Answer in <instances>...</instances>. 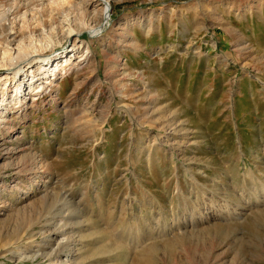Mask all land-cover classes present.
Masks as SVG:
<instances>
[{
  "label": "rangeland",
  "instance_id": "374dc122",
  "mask_svg": "<svg viewBox=\"0 0 264 264\" xmlns=\"http://www.w3.org/2000/svg\"><path fill=\"white\" fill-rule=\"evenodd\" d=\"M58 1L0 0V60L88 56L1 80L0 264H264V0Z\"/></svg>",
  "mask_w": 264,
  "mask_h": 264
},
{
  "label": "bare ground",
  "instance_id": "6f19581e",
  "mask_svg": "<svg viewBox=\"0 0 264 264\" xmlns=\"http://www.w3.org/2000/svg\"><path fill=\"white\" fill-rule=\"evenodd\" d=\"M68 0H59L58 2L60 4H67ZM94 1H97L99 3L102 4V9L100 10V12L98 14H100V17L102 18V21H104L106 24H108L110 18H111V8H110V3L108 2V0H94ZM87 13V12H86ZM83 12V18H80L79 19V26L82 30H85L83 32H86L87 35H89L90 39L93 40L94 38H97L99 36V33L101 31V26L96 24L95 23V20L97 18V15L95 16H92L91 17V23L93 24V26L91 25H87L84 21V14H86ZM89 18V17H88ZM65 19V18H64ZM90 19V18H89ZM99 20V19H98ZM88 22V21H87ZM69 25V24H68ZM63 27V26H62ZM73 27V26H72ZM107 27V26H106ZM64 29V28H63ZM105 29V28H104ZM78 31V34L82 31ZM74 31L70 28V27H67V30L65 32V39L67 42H69L71 39H73V41L77 38V33L74 35L73 34ZM55 36V35H54ZM57 37V36H56ZM99 38V37H98ZM55 40V41H54ZM48 44H50V47H54L55 45H57L59 43V40L55 39L54 37L52 38H49L48 39ZM72 42V41H71ZM75 44H73V47L70 49V52L68 50L66 51H63V54L66 53V55L64 57H61V60L64 59V63L60 64L57 59L56 60H52L53 58H55V56H52L50 58L48 57H40V56H37V55H31L29 52H22V53H19L15 58L14 56H12L11 53L8 52V50H6L4 53H3V59L0 60V61H3L0 63V68L1 67H5L7 66L8 68L6 69L7 72H6V75L4 76H0V86H1V80L3 78L7 79V77L9 78V75L13 76L14 78V81H15V84L18 86L17 87V91H16V94L17 96L16 97H19L18 100L20 98H22L23 96L20 94L22 93V91H24V89L27 87H31L33 88L37 82L33 81V77L31 78V76L29 75L34 73L33 71L35 70H32V68L30 67L31 65L33 64H36L38 65L37 69L39 74L36 76L37 78L39 76H52V77H56L58 75V73L63 70L67 65H70L71 62H72V59L74 58V56L78 55L77 58H80L82 60H86L88 56H86V58H84L85 56V52L82 51L84 48H83V45H77L78 42L77 41H74ZM88 45V44H87ZM70 46H68L67 49H69ZM88 46H87V49L88 50ZM10 51V50H9ZM21 52V51H20ZM87 53V51H86ZM31 55V56H30ZM92 57V56H91ZM52 58V59H51ZM19 59H24L23 61L24 62H19ZM60 59V58H59ZM74 60V59H73ZM53 61V62H52ZM57 61V62H56ZM54 63H57L56 65H54ZM34 68V67H33ZM26 70V71H25ZM29 70H32L30 71L28 74H26L27 71ZM12 78V77H11ZM41 77H39L40 79ZM45 82L41 83L39 86L36 87V93H39L40 91H42V89H44L43 87V84L44 85H51L52 84V81H51V78H46L44 79ZM3 81V80H2ZM35 82V83H34ZM5 99L1 100L0 101V107L4 105V107L7 108V106H5ZM2 119V118H1ZM3 123V122H2ZM174 129V128H173ZM161 143V142H160ZM171 146V145H170ZM175 146V145H174ZM177 148V147H176ZM172 149V148H171ZM174 151V150H173ZM176 151V150H175ZM250 178L252 179V182H253V186L254 188H257L256 191L258 189V191H263V194L262 195H259L258 193L260 192H257V194H255V200L253 203V205H248V206H244L242 207L241 209L239 210H236L234 213H230L229 211L227 212H224V214H226L227 216L230 215V216H234L236 213L239 215V217H242V211L245 212H251L253 211V209H256L257 207H260V206H264V184L263 183H257L255 181V179L257 180L255 174H251ZM223 215V214H222ZM247 216V214H246ZM221 217V216H220ZM244 217V216H243ZM78 244V243H77ZM80 247V245H79ZM82 247V246H81ZM77 250H81L80 248H78ZM63 252V250H60L59 252H57L55 254V258L56 259H59L61 258L60 257V254Z\"/></svg>",
  "mask_w": 264,
  "mask_h": 264
},
{
  "label": "crops",
  "instance_id": "0c3cea01",
  "mask_svg": "<svg viewBox=\"0 0 264 264\" xmlns=\"http://www.w3.org/2000/svg\"><path fill=\"white\" fill-rule=\"evenodd\" d=\"M254 88V87H253ZM243 101V100H242Z\"/></svg>",
  "mask_w": 264,
  "mask_h": 264
}]
</instances>
